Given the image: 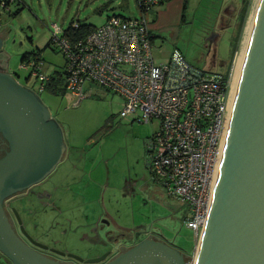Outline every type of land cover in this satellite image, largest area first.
Here are the masks:
<instances>
[{
  "label": "rangeland",
  "instance_id": "rangeland-1",
  "mask_svg": "<svg viewBox=\"0 0 264 264\" xmlns=\"http://www.w3.org/2000/svg\"><path fill=\"white\" fill-rule=\"evenodd\" d=\"M232 2L238 5L240 0H186L184 19L171 20L159 27L153 40L154 60H167L176 46L197 66L214 72L229 70L232 81L258 0H245L241 21L236 9L229 14L231 22L220 26V8ZM165 5L162 2L146 10V20L152 22L155 10ZM113 13L141 15L136 0H8L4 6L0 5L1 67L34 90L61 127L65 143L63 157L49 174L50 187H55L51 200L56 207L42 206L32 199L33 211L23 215L24 224L30 233L55 248L88 257L108 250L107 245L101 241L93 243L84 234H93L91 225L101 215L110 220L113 233L123 231L126 236L127 231L139 230V237L143 238L144 227L159 232L185 249L184 258L188 257L185 264H193L199 235L195 237L184 223L188 203L167 194L165 187L151 177L146 165L145 142L158 129L160 119L121 117L118 111L122 97L95 82L84 84L83 88L91 92L78 100L65 88L39 90L40 80L29 74L25 60H21L23 52L39 49L41 70L54 76L63 87L65 56L50 41L53 24L62 29L71 21L98 26ZM213 31L218 32L215 42L207 39ZM75 180L89 183L67 190L66 185ZM98 236L100 240L106 239L101 230ZM124 241L131 244L130 239ZM0 264H8L1 253Z\"/></svg>",
  "mask_w": 264,
  "mask_h": 264
},
{
  "label": "water",
  "instance_id": "water-1",
  "mask_svg": "<svg viewBox=\"0 0 264 264\" xmlns=\"http://www.w3.org/2000/svg\"><path fill=\"white\" fill-rule=\"evenodd\" d=\"M212 34L218 32H211L209 41ZM1 43L0 37V47ZM0 131L8 140L0 155V253L8 264H67L27 244L4 210L6 196L54 169L65 143L61 127L34 90L1 66ZM197 243L193 264H264V0H258L255 10L217 179ZM107 252L86 260L98 261ZM97 264H185V259L181 248L164 237H143Z\"/></svg>",
  "mask_w": 264,
  "mask_h": 264
},
{
  "label": "built area",
  "instance_id": "built-area-1",
  "mask_svg": "<svg viewBox=\"0 0 264 264\" xmlns=\"http://www.w3.org/2000/svg\"><path fill=\"white\" fill-rule=\"evenodd\" d=\"M164 1L136 0L140 16L113 13L79 35H68L54 23L50 41L65 56L63 88L76 100L91 92L85 83L95 82L122 97L121 117L160 119L145 142L146 165L167 194L188 203L184 223L197 237L209 210L230 80L193 64L176 46L167 60H154L153 33L144 12ZM24 64L40 80L39 90L45 88L51 77L41 70L42 60L29 57Z\"/></svg>",
  "mask_w": 264,
  "mask_h": 264
},
{
  "label": "flooded vegetation",
  "instance_id": "flooded-vegetation-1",
  "mask_svg": "<svg viewBox=\"0 0 264 264\" xmlns=\"http://www.w3.org/2000/svg\"><path fill=\"white\" fill-rule=\"evenodd\" d=\"M232 3H229L225 7V14L220 15V26H223L221 24L225 22H231L229 14L233 12V6ZM218 34H212L211 37V42H215V39H217ZM8 147V140L6 137L2 134L0 131V155L3 154L5 149ZM65 150V148H64ZM64 153V151H63ZM63 157V156H62ZM61 157V158H62ZM61 160V159H60ZM58 164V163H57ZM56 167V166H55ZM54 167V169H55ZM51 170L49 173H47L44 177L41 179L31 183L30 185L24 187L21 190H18L16 192L11 193L10 195L6 196L3 201V207L4 210L9 218V221L11 222L12 227L16 231V233L30 246L33 248L37 249L38 251L42 252L43 254L50 256L52 258L58 259L64 263L67 264H97L100 262H103L110 258L113 254L116 252L125 249L126 247L130 246L132 243L136 242L139 240L141 237H139V230L137 231H127L126 236L125 232H117L113 233L111 232V227L110 225V220L107 219L105 220L104 217L101 215L96 216V220L92 223L91 225V230L93 234H89L84 232V234L87 236L88 239L91 240L93 243H97L99 241L102 242V244L107 245L105 251H108L106 256L98 261L90 262L87 261L86 258L95 256V255H100L102 253H92L89 254L88 257H83L82 259H79L72 255L68 251L64 250H59L55 248L54 245L44 242L40 240L38 237L34 236L32 233L29 232V230L26 228L24 224V219L23 215L27 214L30 215L33 211L32 206L30 205V201L32 199H35L38 201L42 206L50 205L52 207L54 206L53 200H51V196L53 194V189L55 188L54 186L50 187V178L49 174L54 171ZM83 175L80 176L82 178ZM69 182L68 185H66L67 190L72 191L73 187H76V185L79 184H86L89 183L88 180L82 181V180H75L72 184ZM85 186H82L84 188ZM77 188V187H76ZM17 211L18 215H16ZM104 232L106 239H101L98 236L99 231ZM142 233L144 234V237H151L155 239H162L163 236L156 231H151L146 229L145 227L142 229ZM141 234V233H140ZM122 235V236H121ZM130 239L131 244H126L124 240ZM166 239V238H165ZM168 240V239H166ZM169 241V240H168ZM109 245V246H108Z\"/></svg>",
  "mask_w": 264,
  "mask_h": 264
},
{
  "label": "bare ground",
  "instance_id": "bare-ground-1",
  "mask_svg": "<svg viewBox=\"0 0 264 264\" xmlns=\"http://www.w3.org/2000/svg\"><path fill=\"white\" fill-rule=\"evenodd\" d=\"M254 14L252 15L251 21L249 23L248 30H247L248 34H247V37H246V39L244 41V45L242 47V50L240 51V53L238 54L237 59H236V63H235L234 70H233L232 81L230 79L231 88L229 86L228 101H227V115H226L224 129H223V132H222L219 155L217 157V160L215 162V166H214V169H213V175H212V180H211V192H210L209 206H210L213 189H214V186H215V182H216V179H217V174H218V170H219V166H220V162H221V158H222L223 148H224V144H225V140H226V134H227V129H228V123H229L231 110H232V106H233V102H234V98H235L236 88H237L238 81H239L240 74H241V70H242L243 61H244V58H245V53H246L248 40H249L250 33H251V30H252Z\"/></svg>",
  "mask_w": 264,
  "mask_h": 264
},
{
  "label": "crops",
  "instance_id": "crops-1",
  "mask_svg": "<svg viewBox=\"0 0 264 264\" xmlns=\"http://www.w3.org/2000/svg\"><path fill=\"white\" fill-rule=\"evenodd\" d=\"M163 3H166L165 7L155 10L156 11L155 19L154 20L152 19V22L148 21L149 28L153 33V40H154V37L157 35V31L160 26H162L163 24H167L171 20H183L184 19V8L186 5L184 3V0H166ZM232 5H234L233 6V12H234L237 9V7L234 2ZM225 13L226 11L224 7L222 14H225ZM2 59L3 58L0 55V66H2V61H3Z\"/></svg>",
  "mask_w": 264,
  "mask_h": 264
},
{
  "label": "trees",
  "instance_id": "trees-1",
  "mask_svg": "<svg viewBox=\"0 0 264 264\" xmlns=\"http://www.w3.org/2000/svg\"><path fill=\"white\" fill-rule=\"evenodd\" d=\"M186 0H184V3H185ZM185 5V4H184ZM236 7H237V17L240 16L239 20L241 21V18L243 17V14L246 10V2L245 0H240V2L237 4H235ZM224 8V7H223ZM221 9V8H220ZM72 22V21H71ZM71 22L68 24V26L65 28V33L66 34H74V35H79V34H82V33H86L88 32L90 29H92V27L94 25L90 24V23H87V22H79L78 21V26L77 27H74L72 28L71 27ZM235 43V42H234ZM235 45V44H234ZM40 55V50L37 49L35 51H30V52H23L22 55H21V60H25V58H29V57H33V58H38ZM40 58V57H39ZM228 72L229 70H227L226 72H220L222 73L225 77L228 76ZM50 80L48 81V83L45 85V88H48L50 89L51 91H61L63 90V87H60L57 83L58 80L54 79V76L50 75ZM182 251H184L185 249H182ZM189 250V249H188ZM185 261L188 260V257H185L184 258Z\"/></svg>",
  "mask_w": 264,
  "mask_h": 264
}]
</instances>
